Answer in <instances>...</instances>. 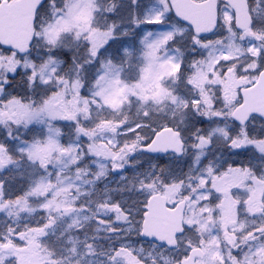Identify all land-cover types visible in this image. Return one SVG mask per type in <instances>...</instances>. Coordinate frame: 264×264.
I'll return each mask as SVG.
<instances>
[{
    "label": "snow or ice",
    "instance_id": "6c2138e0",
    "mask_svg": "<svg viewBox=\"0 0 264 264\" xmlns=\"http://www.w3.org/2000/svg\"><path fill=\"white\" fill-rule=\"evenodd\" d=\"M0 264H264V0H0Z\"/></svg>",
    "mask_w": 264,
    "mask_h": 264
}]
</instances>
